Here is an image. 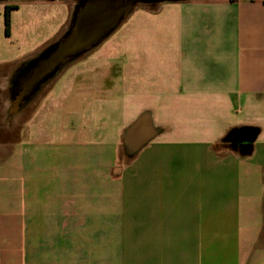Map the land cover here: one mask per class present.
Returning <instances> with one entry per match:
<instances>
[{
    "label": "crops",
    "instance_id": "0c3cea01",
    "mask_svg": "<svg viewBox=\"0 0 264 264\" xmlns=\"http://www.w3.org/2000/svg\"><path fill=\"white\" fill-rule=\"evenodd\" d=\"M82 1L0 0V264H264V0L140 3L25 90Z\"/></svg>",
    "mask_w": 264,
    "mask_h": 264
},
{
    "label": "water",
    "instance_id": "95a60500",
    "mask_svg": "<svg viewBox=\"0 0 264 264\" xmlns=\"http://www.w3.org/2000/svg\"><path fill=\"white\" fill-rule=\"evenodd\" d=\"M177 0H83L75 11L69 30L43 56V60L33 72V91L40 84L48 82L59 71L77 58L105 41L139 3ZM154 135L150 113L143 112L126 130L124 143L127 156L132 157Z\"/></svg>",
    "mask_w": 264,
    "mask_h": 264
},
{
    "label": "rangeland",
    "instance_id": "374dc122",
    "mask_svg": "<svg viewBox=\"0 0 264 264\" xmlns=\"http://www.w3.org/2000/svg\"><path fill=\"white\" fill-rule=\"evenodd\" d=\"M140 4V3H139ZM106 42V41H105ZM105 42L103 44H105ZM98 49L91 52L84 60H82L81 62H85L86 60H96L97 58V53H98ZM74 66H71V68H69L60 78L59 80L56 82L55 86H58V92H55V96H57V94H62L64 95V91L66 90V86H67V78L68 75L70 74V72H72ZM1 139H8V136H4L3 134H0V140Z\"/></svg>",
    "mask_w": 264,
    "mask_h": 264
},
{
    "label": "trees",
    "instance_id": "16d2710c",
    "mask_svg": "<svg viewBox=\"0 0 264 264\" xmlns=\"http://www.w3.org/2000/svg\"><path fill=\"white\" fill-rule=\"evenodd\" d=\"M16 7H17L16 4L5 5L4 18H5V31H6V33H9V29H10V13H11L12 9H14Z\"/></svg>",
    "mask_w": 264,
    "mask_h": 264
},
{
    "label": "bare ground",
    "instance_id": "6f19581e",
    "mask_svg": "<svg viewBox=\"0 0 264 264\" xmlns=\"http://www.w3.org/2000/svg\"><path fill=\"white\" fill-rule=\"evenodd\" d=\"M24 87V86H23Z\"/></svg>",
    "mask_w": 264,
    "mask_h": 264
}]
</instances>
